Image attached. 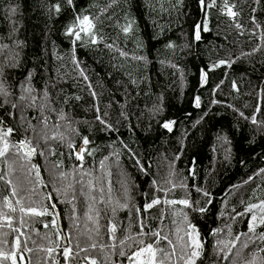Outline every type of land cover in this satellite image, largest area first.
<instances>
[{
    "label": "trees",
    "instance_id": "obj_1",
    "mask_svg": "<svg viewBox=\"0 0 264 264\" xmlns=\"http://www.w3.org/2000/svg\"><path fill=\"white\" fill-rule=\"evenodd\" d=\"M227 3L235 5V19L225 14L224 0H216L207 15L199 0H72V5L66 0H0V65L5 57L11 62L19 53V67L4 68L0 77L11 93L8 103L0 96V118L16 130L9 138L11 151V145L25 136L37 147L33 159L23 152L15 161L0 158V249L15 251L20 236L22 247L31 249L23 252L20 264H84L85 256L96 264H127L142 246L139 241L149 239L137 235L141 219L144 232L158 231L163 225L162 236L168 234L172 241L171 246L161 241L169 253L163 257L165 264H185L181 257L186 258L188 223L196 226L203 244L196 264H244L254 251L264 248V241L257 238L264 226L255 235H241L247 233L251 214L237 215L264 200V0ZM57 4L59 13L54 9ZM12 7L14 15L8 11ZM77 15L92 20L96 44L83 33V40L75 44L66 35ZM205 20L209 31H202L201 40L194 41V26ZM129 23L132 31L125 34L122 29ZM237 23L242 27L237 28ZM169 43L174 47H166ZM254 48L259 50L253 52ZM139 56L146 60L133 59ZM74 58L87 81L73 64ZM219 60L232 62L231 67L222 65L209 72L201 87V70ZM30 71L32 86L37 92L47 87L58 101L54 107L62 108L67 120L52 112L41 113L36 106L28 108L30 100L19 99L27 95L19 84ZM196 96L199 108L194 105ZM64 97L72 99L60 103ZM13 103L17 109L11 107ZM156 107L162 111L156 112ZM98 114L112 130H105ZM40 115L48 117V135H57L47 142L56 155L37 134L43 128ZM69 121L75 131H66ZM166 121L176 122L172 131L162 127ZM85 136L91 155L85 153L81 168L69 140L80 147ZM203 191L210 196H203ZM157 197L161 203L144 212L145 204ZM183 199L198 201L196 207L207 211H192L179 203ZM209 199L211 204L206 203ZM7 200L15 205L14 212ZM165 200L177 202L163 205ZM22 207L57 210L60 226L55 216H32L21 212ZM253 211L261 216L259 209ZM111 224L115 233L109 231ZM250 240L255 243L242 248V242ZM77 243L88 251H80ZM93 243L95 249L89 247ZM64 247L73 249L68 260ZM48 248L54 251L48 253ZM257 264L264 261L257 259Z\"/></svg>",
    "mask_w": 264,
    "mask_h": 264
},
{
    "label": "snow or ice",
    "instance_id": "obj_2",
    "mask_svg": "<svg viewBox=\"0 0 264 264\" xmlns=\"http://www.w3.org/2000/svg\"><path fill=\"white\" fill-rule=\"evenodd\" d=\"M179 2V0H178ZM255 3H259L260 0H254ZM66 3L68 5H72V0H66ZM199 3L202 7L203 10H205V15H207V9L214 7L216 4V0H208V2L206 3V0H199ZM235 5H229L227 3V0H224V11L225 14L233 19H235V17L238 15V13L236 11H234ZM54 9L57 13L60 12V6L59 4L54 6ZM9 13L11 15H14L16 12V8L12 7L9 8ZM253 23H255V20H253ZM237 28H241L242 25L237 23L235 25ZM257 28H260L261 25L260 24H256ZM95 25L93 24L92 20L89 18V16L85 15V16H79L77 15L75 18V23L72 25H69L66 29V35L69 37H72V43L75 44L76 41H82L84 36H88L89 37V42L92 44H96L98 41L96 39V35H95ZM122 31L127 34L130 31H132V24L129 23L127 26L123 27ZM208 32L209 28L207 25V21H203L201 23H197L194 28H193V40L194 41H200L201 40V32ZM82 33L84 34V36H82ZM4 48H7V45L3 46ZM108 47H112V45H108ZM166 47L172 48L174 47V45L172 43H169L168 45H166ZM259 48H254L253 52L258 51ZM252 53H246V55H251ZM120 55H126V53L124 52H120ZM19 56V53L16 54V57ZM16 57H13L11 59V62H7L8 58L5 57V63L0 65V77L4 76V68H17L19 67V61L17 60ZM133 59H138V60H146V57L144 56H139V57H133ZM231 63L229 61H225V60H219L216 63L210 65V67L207 69V71L205 70H201V86H203L204 84L207 83L208 80V73L211 71H214L216 68L222 66V65H227L228 67H231ZM73 64L75 65V67L77 69H79V74L80 76L83 78V80L87 81L88 80V76L85 75V71L83 68L80 67V61L76 60L75 58L73 59ZM173 67H175V65H173ZM32 80H33V72H28L27 75L24 77V80L22 82H20L19 87L21 89H23V91L25 93H27V95H21L19 97V99L21 101H25V100H30V103H28L26 105V107L31 108L33 106H36L38 111H40L41 113L44 111L47 112H52L55 113L58 118L60 120H67V116L64 113L63 109L60 108H56L54 107V105L58 102L56 97L53 96L52 94L49 93L48 88L45 87L44 89L40 90L39 92H37V90L32 86ZM233 86L235 87V82H233ZM88 88L91 89L92 85L91 83L88 84ZM63 91V90H61ZM36 92V95H33V93ZM11 93L3 87L2 82H0V96L4 97V102L8 103L7 97L10 95ZM91 95L93 97L96 96V92L92 91ZM72 99V97H64L61 101H59L60 103L63 104H68L69 100ZM74 99L79 100L80 97L79 96H75ZM40 100L41 103L37 104L36 101ZM200 97L196 96L194 97V105L195 107L199 108L200 107ZM212 103H218L217 101H213ZM2 106V105H0ZM11 107L13 109H17L18 105L13 103L11 104ZM259 110V109H257ZM21 113L23 111V109H20ZM97 113H99V108L96 109ZM156 112H160L162 111V108L160 107H156L155 109ZM9 115H12V113H9ZM106 115V114H105ZM240 115L243 117V113H240ZM97 120L100 121V123L102 125H104L105 130H112V125L108 124V122L103 119L99 114L97 115ZM23 119V117H22ZM245 119H248L247 117H245ZM252 123L256 124L257 121L255 119V117L253 116L251 118ZM39 123L43 125V128L40 129V132L37 133L40 136V139H42L44 141L45 144V148H47V142L49 139H57V135H52L49 136L48 135V117L45 115H40L39 117ZM175 121H166L162 124V127L167 129L168 131H172L173 125L175 124ZM23 127V125H22ZM28 127L32 129L33 132H36V128L33 127L30 123L28 124ZM53 127H60L59 124H55L53 125ZM65 129L66 131L71 130V131H75V129L71 128V121L68 122L67 125H65ZM16 130L5 124L4 120L2 118H0V158H9L12 159L13 161H15L16 159L19 158L20 153L23 151V154L25 156L31 157L32 155L36 154L37 152V147L36 146H32V140L29 139L27 136H25L23 139L19 140L18 142L14 143L11 145V149H13L14 151L10 150L9 147V138L14 134ZM28 131V128H25V132ZM63 134H59V139L63 140ZM82 146L80 147H75L71 140H69V147L74 149L75 152V158L79 161H81V164L79 165V167H83V160H84V155L85 153H87L88 155H91V150L88 149L86 146L89 145L90 141L89 139L85 136L82 137ZM47 150L50 152V154L52 155H56L55 152L51 151L50 148H47ZM41 155L44 154V150L42 149L40 152ZM135 159V158H134ZM175 159H179V156H176ZM135 164L136 166H138L142 171H144V166L141 163V161L139 159H135ZM32 167H36L35 165H33ZM57 167H59V165H57ZM190 174L195 175L194 171L192 169L189 170ZM262 172H264V169L261 170ZM37 177L39 176V170L37 169L36 172ZM0 179H3V176H0ZM249 179H252L251 177ZM156 182L153 181V184H155ZM245 183H247V181H245ZM196 191L200 192L202 191L201 189L197 188ZM101 192H103V189H101ZM13 195H15V189L12 190ZM203 196L205 197H209L210 193L207 191H203ZM49 199H51V197L49 196ZM165 203H176L177 201L171 200V201H164ZM17 203H19V201H17ZM161 203V199L159 197L154 198L151 202L146 203L144 206V212H147L149 209L153 208L155 205L160 204ZM179 203L183 204L186 208L191 209L192 211H198V212H205L207 211V209L205 207H196V205L199 203L198 201H190L188 199H183L180 200ZM206 203L211 204L212 200L209 199L206 201ZM121 207H127L126 204L121 205ZM52 209H55V204L51 205ZM254 209H259L261 216L258 218L257 215L255 214V212L253 211ZM15 208H11V211H15ZM21 212H26L27 214H30L32 216H45V215H53L55 216L56 214L53 213H49L47 208H44L42 211H37L36 208L34 207H28V208H24L22 207ZM113 211H115L113 209ZM136 212L139 213L140 209L137 208ZM246 214H251L250 215V219L248 221V230L247 233H243L241 235H245L247 236L249 233L251 234H256V230L259 226H264V200H261L258 204H250L245 208V211L243 213H237L238 216H243ZM98 216V214H97ZM89 219H92L91 216H89ZM8 220V226L12 227V223H11V217L7 218ZM185 220H187V214H185ZM23 223V221H21ZM97 224H98V219H97ZM52 225L53 227H55V219H53L52 221ZM138 226L140 227V232L137 233V235L139 236H145V237H149V239L147 241L145 240H141L139 241V244L142 245L141 247H138L136 249L135 252L132 253V256L136 257L137 260L139 261V264H165V260L163 257L168 256L169 253H167L163 247H161V241H167V244L172 245V241L168 240V238L165 237H161L159 231H155L152 229H149V232H144V228L146 227V224L144 223V221L141 219L138 222ZM44 227H48V224L45 223ZM188 228L190 229V231H188L186 233V235L189 237V241L187 243V245H185L187 251L185 253V257H181L182 259L185 260V264H196L197 260L201 257L202 255V249H203V244L199 239V232L196 229V226L192 223H188ZM15 230V229H13ZM97 232L99 231L98 227H97ZM109 231L112 233H115L116 231V226L115 224H111ZM20 235H23V233L21 232ZM257 238L261 241H264V232H261L258 234ZM235 240L239 241L240 240V235H237L235 237ZM255 243L254 241H244L242 242V248L244 249H248L249 248V243ZM121 244L125 243L124 240L120 241ZM219 243V242H218ZM235 245L233 244V247ZM76 248H78L80 251L82 252H87L88 251V247H81V245L79 243L76 244L75 246ZM89 247L95 249L97 247L96 244H91L89 245ZM24 251H31V249H27L26 247H22L21 241H20V236L16 237V247H15V251H11V252H5L2 249H0V264H3L4 261H11V264H20V262L23 261V252ZM46 251L48 253H51L54 251V249L52 248H48L46 249ZM257 252H261L264 253V248H259L256 251H254L252 253V258L250 260H245L244 264H257V259L264 261V257H257ZM17 253H19V261L17 259ZM175 253V247L173 246L172 249V254ZM121 255H125V253L121 252ZM147 254V255H145ZM63 255L65 257L66 260L70 259L73 255V249L71 247H64L63 248ZM78 255V253H77ZM132 256H129V259H132ZM84 259L86 261L90 260V264H96L95 259H91L88 256H85ZM30 264V262H29ZM236 264H240L239 261L236 262Z\"/></svg>",
    "mask_w": 264,
    "mask_h": 264
},
{
    "label": "rangeland",
    "instance_id": "obj_3",
    "mask_svg": "<svg viewBox=\"0 0 264 264\" xmlns=\"http://www.w3.org/2000/svg\"><path fill=\"white\" fill-rule=\"evenodd\" d=\"M166 201V200H165ZM11 202V201H10ZM7 203V202H6ZM12 203V202H11ZM13 204V203H12ZM167 204H170V203H165L164 201H163V205H167ZM13 206L15 207V205L13 204ZM7 207H8V205H7ZM10 210V209H9ZM180 229H182V228H180ZM163 230V225L162 226H159V233H160V235H161V237H167L168 238V234L167 235H165V236H162V233H161V231ZM164 234H165V232H164ZM168 240H170L169 238H168ZM171 241V240H170ZM166 243H167V241H165ZM171 246V245H170ZM145 255H147V254H145ZM175 259V258H174ZM173 259V260H174ZM84 264H90V262L89 261H87V262H85ZM127 264H139V261L137 260V258L136 257H134V256H132V259L127 263Z\"/></svg>",
    "mask_w": 264,
    "mask_h": 264
},
{
    "label": "water",
    "instance_id": "obj_4",
    "mask_svg": "<svg viewBox=\"0 0 264 264\" xmlns=\"http://www.w3.org/2000/svg\"><path fill=\"white\" fill-rule=\"evenodd\" d=\"M205 85V84H204ZM203 85V86H204ZM201 86V85H200ZM203 86H201V87H203ZM23 152V151H22ZM35 155V154H34ZM34 155H32L31 157H28V158H30V159H33L34 158ZM7 202V205H8V208L10 209V211H11V208H15L14 206H13V204L10 202V200H7L6 201ZM11 212H13V211H11ZM55 216H56V218H57V220H58V224H59V226H60V220H59V214H58V212H57V210H55ZM59 230L61 231V229H60V227H59ZM66 240H65V238H64V242H65Z\"/></svg>",
    "mask_w": 264,
    "mask_h": 264
},
{
    "label": "bare ground",
    "instance_id": "obj_5",
    "mask_svg": "<svg viewBox=\"0 0 264 264\" xmlns=\"http://www.w3.org/2000/svg\"><path fill=\"white\" fill-rule=\"evenodd\" d=\"M56 217V216H55ZM56 220H57V218H56ZM58 221V220H57Z\"/></svg>",
    "mask_w": 264,
    "mask_h": 264
}]
</instances>
